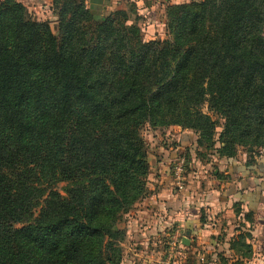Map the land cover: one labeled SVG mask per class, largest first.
<instances>
[{"label": "trees", "instance_id": "16d2710c", "mask_svg": "<svg viewBox=\"0 0 264 264\" xmlns=\"http://www.w3.org/2000/svg\"><path fill=\"white\" fill-rule=\"evenodd\" d=\"M51 9L56 33L0 0V264H120L145 125L191 129L219 158L264 148V0L167 4L170 38L148 41L127 9ZM247 237L230 248L250 252Z\"/></svg>", "mask_w": 264, "mask_h": 264}, {"label": "crops", "instance_id": "0c3cea01", "mask_svg": "<svg viewBox=\"0 0 264 264\" xmlns=\"http://www.w3.org/2000/svg\"><path fill=\"white\" fill-rule=\"evenodd\" d=\"M105 4L109 9L110 6L124 7L126 0H105ZM194 141L184 133L179 138L181 149L189 145L190 151L195 149ZM161 149L154 150V155L149 156V170L152 169L153 177L149 175L147 180L148 193L123 215L119 223V227L126 231L121 244L123 259L120 264H215L220 251H223V256L240 259L242 264H258L255 262L256 256L264 254V162L261 160L251 166L237 161V169L231 171V167H228V173H232L229 175L231 184L221 192V197L225 199L223 205L216 206L208 203L211 197L205 191H194V197L193 193L178 191L174 187L170 164L180 148L172 151ZM230 199L243 202V210L252 211L254 220L257 216L259 223L244 221L243 218L237 223L230 221L231 217H237L228 207ZM200 209H206L202 215H207V218L214 216V221L203 223L199 219ZM171 227L184 229L181 241L187 250H194L183 254L182 258L173 255L172 260L168 261L170 255L166 257L164 253L167 230ZM239 232L250 234L245 243L251 246V256L228 249L230 239ZM193 241L199 246L196 252ZM200 249L203 252L200 253ZM191 254H195L194 257Z\"/></svg>", "mask_w": 264, "mask_h": 264}, {"label": "rangeland", "instance_id": "374dc122", "mask_svg": "<svg viewBox=\"0 0 264 264\" xmlns=\"http://www.w3.org/2000/svg\"><path fill=\"white\" fill-rule=\"evenodd\" d=\"M17 1H19L25 7V9L31 14L33 18H35L38 21L47 22L53 33H56L58 31V22H57L55 13L51 9V0H49L48 3H45L46 0H32V1L31 0H17ZM187 1L189 0H126V6L124 7H120V6L111 7L110 6V8L111 9L114 8L113 10L120 9V8L127 9L129 12V21L127 23L135 24L139 29V35L141 39L143 41H148V40H153V39H169L170 38V34L168 33L165 27V23H166L165 6L167 4H178V3H183ZM160 4L161 5L164 4V5L160 6ZM86 6L88 7V9L90 10L91 14L93 15L95 19H101L108 12L113 11L109 9L108 5L105 4V0H86ZM205 111L206 110L204 109V112ZM212 117L215 118V116H212ZM218 132H220L219 127H217V129L215 130V135L213 136L214 140L217 139ZM141 133L147 143L148 160L150 157L154 155V150L156 149L162 148L161 150H165V151L171 150L172 151L174 149L178 150L180 148L177 151L178 153L176 152L175 158L172 159L170 166L172 167V163L176 159L177 156L183 155L187 159L186 172L184 174V179H183V183L181 187H178L175 184H174V187L178 191H182V192L187 190L188 193H193L194 197L196 196L194 191H197V190H200L202 192L205 191L211 197V200L208 201V203L211 202L212 205L216 204V206L223 205V202L225 199L221 197V192L227 189V186L231 184L229 175H231L232 173L230 174L228 173V170H229L228 167H231V171L234 169H237L239 167V165H237L238 164L237 161L240 164L243 163L244 165L248 164L251 166L257 165L258 162L261 160L264 162V148L258 149L255 154H251L247 152L246 149H244L243 147H238L236 155L231 158H219L217 154L215 153V151L208 150L207 148H204L201 146H196V148L193 149V151L189 150V147H188L189 145L184 146L183 149H181L179 138L182 133L186 134L188 136V139L192 138L193 140H196L198 135L197 133H194V131L191 129H182L177 125H170L164 129L150 128L149 126L145 125L141 129ZM218 147H219V143L216 142L214 148H218ZM229 164H232V165L229 166ZM234 173L237 174L236 171ZM149 175H150V178L153 177L152 169L150 170L148 169V175L146 177V185H145L146 190H148L147 180H148ZM172 182H174L173 176H172ZM200 182L202 185H200ZM190 186H191V189H190ZM66 187H67V184L66 182H63V181L58 182L56 185V189L61 194H64V190ZM146 193L148 192L146 191ZM142 198H144V196ZM140 200H138L137 202H139ZM231 200L232 199H230L228 203L229 204L228 207L232 208V211L237 217H231L230 221L233 222V220H235L237 223L238 221H241L242 218L244 221H247L243 217L245 215L251 219L250 221L253 220L254 222H256V224L259 223L257 221L258 219L257 216L255 217V220H254L252 211L243 210V206H242L243 202H241L239 199H237V201L235 200L231 201ZM226 206H227V203H226ZM206 209H200L199 219L203 223L214 221L215 219L214 216L209 215V218H207V215L206 216L202 215L204 214ZM234 209L235 210L237 209L239 213L236 214ZM37 212H38V208L34 210V214L36 215ZM122 219H123V216H122ZM17 227H21V225H17ZM125 234H126V231H125ZM184 234H185L184 229H175L173 227L168 228L167 239L165 243L166 244L165 253H164L166 257L167 255H170L169 258H167L168 261L172 260L173 255H175L177 258L179 257L182 258L183 254L191 252V251L193 252L194 249L189 248V250H187L185 244L182 243L181 237H183ZM233 238H234V235L229 241L228 249L234 253H237L238 251H242V253L245 256L247 255L251 256L252 250H250V252H247L246 249H243V250L240 249L237 251L231 249L230 242L233 241ZM193 244L195 245V246L193 245V247L195 248V252H196V249H199V246L196 245L195 241H193ZM121 250H122V245H121ZM200 250H201L200 253L203 252L202 249ZM222 253L223 251H220V253L218 254V260L214 262L215 264H242V261L240 259H235L229 256H223ZM191 255L192 257H194L195 254H191ZM122 256H123V250H122ZM255 262L258 264H264V254L257 255Z\"/></svg>", "mask_w": 264, "mask_h": 264}, {"label": "built area", "instance_id": "2783aa9c", "mask_svg": "<svg viewBox=\"0 0 264 264\" xmlns=\"http://www.w3.org/2000/svg\"><path fill=\"white\" fill-rule=\"evenodd\" d=\"M185 158L183 155L176 157L172 163L171 173L174 184L181 187L184 179Z\"/></svg>", "mask_w": 264, "mask_h": 264}, {"label": "water", "instance_id": "95a60500", "mask_svg": "<svg viewBox=\"0 0 264 264\" xmlns=\"http://www.w3.org/2000/svg\"><path fill=\"white\" fill-rule=\"evenodd\" d=\"M185 239V238H184Z\"/></svg>", "mask_w": 264, "mask_h": 264}]
</instances>
